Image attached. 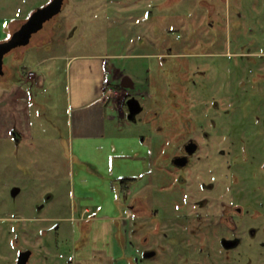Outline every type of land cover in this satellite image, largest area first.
I'll list each match as a JSON object with an SVG mask.
<instances>
[{"label": "flooded vegetation", "instance_id": "obj_1", "mask_svg": "<svg viewBox=\"0 0 264 264\" xmlns=\"http://www.w3.org/2000/svg\"><path fill=\"white\" fill-rule=\"evenodd\" d=\"M57 1L59 12L39 30H48L47 40L61 41L69 28L74 37L80 10L138 13L152 1L171 12V38L148 45L157 64L153 92L107 61L128 55L136 39H122L125 53L106 59L107 73L120 77L111 87L122 95L123 116L155 123L154 148L138 156L144 166L136 177L120 178V207L103 229L95 230L88 207L48 218L14 203L0 213V264H264V64L256 79L238 77L226 56L258 59L241 39L232 52L223 38L229 16L242 23L243 0Z\"/></svg>", "mask_w": 264, "mask_h": 264}, {"label": "rangeland", "instance_id": "obj_2", "mask_svg": "<svg viewBox=\"0 0 264 264\" xmlns=\"http://www.w3.org/2000/svg\"><path fill=\"white\" fill-rule=\"evenodd\" d=\"M48 1L0 0V42L8 40L32 10ZM148 2L144 1V10L138 13L135 8L126 14L77 10L74 18L82 28L74 37L69 27L61 41L47 40L48 30L38 31L29 44L5 55L8 78L0 76V213L9 212L14 203H29L33 212L38 209L48 218L68 217L88 207L96 213L95 230L103 229L104 223L117 215L120 178L136 177L142 171L144 164L138 156L154 148L148 143L155 135V123H130L119 106L122 95L112 88L108 95L114 105L110 102L106 113L113 118L105 117L104 134L78 137L76 126L73 130V107L99 88L105 92V80L112 87L119 82V76L107 73L106 59L110 54L125 53L119 47L122 39H136L138 45L146 46L139 49L130 43L128 55L107 61L152 86L153 92L157 64L155 50L148 45L171 38V12ZM241 6L242 23L238 25V20L229 16L223 34L225 45L233 52L230 46L241 39L251 47L250 58L258 61L225 59L239 69L238 77L256 79L264 64L258 53L264 52V0H243ZM94 13L98 14L94 17ZM138 53L142 57L135 55ZM78 55L88 58L68 63ZM99 56L104 59H97ZM27 71H34L36 77H28ZM83 90L86 94L78 96ZM147 107L152 108L153 102ZM112 236L108 243L119 252ZM118 264L124 263L119 260Z\"/></svg>", "mask_w": 264, "mask_h": 264}, {"label": "crops", "instance_id": "obj_3", "mask_svg": "<svg viewBox=\"0 0 264 264\" xmlns=\"http://www.w3.org/2000/svg\"><path fill=\"white\" fill-rule=\"evenodd\" d=\"M88 57L83 55L73 56L68 63H70L71 60H78V59H87ZM97 59H104L103 57H96ZM31 71H27L26 74ZM34 73V77H36V73ZM4 78H8V71L5 70ZM29 76V75H28ZM106 82V83H105ZM104 88L107 89L108 83L105 80ZM103 88V89H104ZM104 89V90H105ZM85 90L81 91L78 96L85 95ZM72 96V93L71 95ZM79 98V97H78ZM72 99V97H71ZM110 102H112V99L109 97L107 91L103 92L100 88L98 90H95V93L91 98H88L86 101H77L75 102L73 109L75 112V118L73 119V130L74 126H76V136L78 137H90V136H99L104 134V120L111 119L113 116L111 114L106 113L107 106H109ZM113 103V102H112ZM114 105V103L112 104ZM104 118V119H103ZM96 125L97 127H95ZM92 127H95V129L92 130Z\"/></svg>", "mask_w": 264, "mask_h": 264}, {"label": "water", "instance_id": "obj_4", "mask_svg": "<svg viewBox=\"0 0 264 264\" xmlns=\"http://www.w3.org/2000/svg\"><path fill=\"white\" fill-rule=\"evenodd\" d=\"M60 4L57 0L37 8L29 18L6 41L0 42V76L4 74V58L13 49L30 43L32 35L38 32L45 21L57 14ZM136 112L131 119H135ZM16 192V191H15Z\"/></svg>", "mask_w": 264, "mask_h": 264}, {"label": "built area", "instance_id": "obj_5", "mask_svg": "<svg viewBox=\"0 0 264 264\" xmlns=\"http://www.w3.org/2000/svg\"><path fill=\"white\" fill-rule=\"evenodd\" d=\"M28 75H29L28 77H34V73L32 71L29 72ZM106 91H107L108 94H110L113 91V89H112L111 86H108V88L106 89Z\"/></svg>", "mask_w": 264, "mask_h": 264}, {"label": "trees", "instance_id": "obj_6", "mask_svg": "<svg viewBox=\"0 0 264 264\" xmlns=\"http://www.w3.org/2000/svg\"><path fill=\"white\" fill-rule=\"evenodd\" d=\"M133 180H134V178H125V179H124V182H129V183H130V182L133 181Z\"/></svg>", "mask_w": 264, "mask_h": 264}]
</instances>
